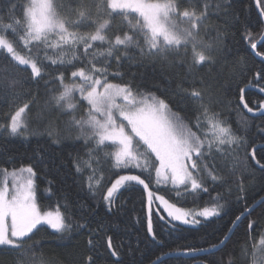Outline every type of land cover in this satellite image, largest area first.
Returning a JSON list of instances; mask_svg holds the SVG:
<instances>
[{
  "label": "snow or ice",
  "instance_id": "6c2138e0",
  "mask_svg": "<svg viewBox=\"0 0 264 264\" xmlns=\"http://www.w3.org/2000/svg\"><path fill=\"white\" fill-rule=\"evenodd\" d=\"M234 4L235 0H80L78 9L74 10L78 18L73 20L57 11L54 0H30L26 6L20 5L22 17H17L14 13L18 6L9 0L7 22L0 16V51L8 54L10 62H15L10 64L11 68L20 65L30 68L37 86L36 93L29 91L30 99L9 114L6 124L0 125V134L25 139L46 137L54 147L68 140H82L88 148V159L83 165L90 172L88 190L93 196L104 179L102 172L97 175L98 168L93 165H100L99 153L105 148L114 149L105 155L117 169L135 168L150 174L154 167L157 185L170 179L190 194L207 193L209 182L216 187L227 186L226 192L216 193L210 206L199 210L178 207L165 196L157 195L141 175H118L106 187L102 195L105 217L118 214V197L132 182L142 185L147 192L145 239L162 253L152 264H163V256L171 255V252L163 253L164 248L170 247L163 232L167 229L171 235L178 227L173 222L196 226L202 224L201 218L223 219L232 213L231 227L222 236L206 241V247L189 245L182 250L193 264L197 260L195 254L201 257L200 264H223L211 257L226 246L232 229L253 211L247 201L243 177L254 179L257 169L264 176V121L254 125L243 116L233 127L216 110V105L224 101L214 92L209 80L213 72L217 81L227 74L230 49L226 41L230 36L242 32L251 49H257L258 42L249 23L236 13ZM255 7L264 18V0H255ZM82 26L92 31L81 32ZM17 41L30 55L17 50ZM260 43L264 45V34ZM49 49L56 51L57 56H49ZM46 60L50 64H45ZM146 60L184 68V82H190L189 86L178 84L169 97L124 81L121 69L125 63L129 67L143 66ZM241 62L243 58L233 61V66ZM50 65H57L58 70L44 80L43 69ZM61 67L63 71L59 70ZM202 69L209 71L205 73ZM116 79L122 82H111ZM254 79L264 81V69L256 71ZM41 80H44L43 102L38 104ZM17 83L0 81V92L11 90ZM259 91L264 93V84ZM174 97L187 103L174 109ZM84 102L88 108L81 114ZM228 105L237 116H242L244 110L264 116V103L255 109L249 106L244 87L238 88L237 102L232 105L229 101ZM34 107L35 114L29 116ZM153 156L158 166L152 164ZM74 164L80 172L79 156ZM237 174L239 178L233 190L232 181L226 176ZM0 177V254H15L13 264H36L33 254L40 245L33 237L42 225L57 232L71 231L75 225L86 230L90 237L98 236L106 227L103 219H95L99 212L91 205L87 206V215L81 212L79 220L74 219L76 209L68 202L63 205V211L59 207L55 212L41 211L36 201L35 165L11 171L0 169ZM234 194L237 203L244 202L243 209L233 211ZM83 208L85 205H80ZM154 215L163 221L159 230L154 228ZM256 223L250 220L248 229L252 230ZM88 243L92 245L93 240L90 238ZM106 243L110 256L115 258L113 264H123L124 253L114 245L113 237L108 236ZM254 249L253 256L259 252L264 264V236ZM85 264H96V260L89 255Z\"/></svg>",
  "mask_w": 264,
  "mask_h": 264
},
{
  "label": "trees",
  "instance_id": "16d2710c",
  "mask_svg": "<svg viewBox=\"0 0 264 264\" xmlns=\"http://www.w3.org/2000/svg\"><path fill=\"white\" fill-rule=\"evenodd\" d=\"M14 2L18 6L14 15L22 17L20 5L26 6L29 0H14ZM54 3L61 15L69 16L73 20L78 18L74 10L78 9L80 0H54ZM8 7L9 0H0V16H3L5 22H7L9 16ZM234 10L249 23L253 38L258 42L264 33V21L255 7L254 0H235ZM119 19L117 17V23ZM213 20L215 22V18ZM79 30L81 32L92 31L91 28L83 26ZM201 35L203 36L204 33L202 32ZM9 38H12L11 33H9ZM226 43L230 49L227 57L229 64L227 74L222 76L219 81L215 79V72L209 78L214 92L224 101V103L216 105V110L221 112L224 118H228L233 123V127H235V121L243 116H246L250 123L258 125L264 121V116H261L260 113H247L246 110L242 112V116H237L232 112L228 102L231 101V104L234 105L238 98V88L244 87L245 99L250 102L249 106L255 109L259 104L264 103V93L259 91V87L264 84V81L258 82L254 79L255 72L264 69V60L260 58H264V56L253 52L242 32L230 36ZM16 47L22 55H30L22 43L17 41ZM35 51L36 49L33 47L32 54ZM257 53H264V45L261 44L257 47ZM48 55L56 57L57 52L49 49ZM240 58H243V62L233 66V61ZM10 64L14 65L15 62H10L8 54L0 51V81L5 84H8L11 80L18 81L11 90L0 92V125L6 124L9 114L16 107L22 106L30 99L27 95L29 91L33 94L37 91V86L30 75L31 69L23 65L11 68ZM45 64H50V62L46 60ZM77 66H81L79 62H77ZM5 68H8L9 71L5 72ZM114 69L115 64L113 63ZM57 70V65L45 67L43 69L44 80L50 79L51 75H55ZM59 70L63 71V68L61 67ZM208 71L209 69H202V72L206 73ZM121 72L125 74L124 81L140 86L141 90H150L158 96L172 97L178 84L183 83L184 87H188L190 83L184 82L185 69L175 67L171 63H152L150 60H146L143 66L133 64L131 67L128 63H125ZM66 75H70V72ZM44 80L40 81L39 91L41 96L38 104L43 102ZM111 82L121 83L122 81L116 79ZM77 98L79 99L78 94ZM185 103L187 101L181 102L179 97H174L172 101L174 109L183 108ZM87 108L88 105L84 102L81 114L86 112ZM35 111L36 108L34 107L29 116H33ZM260 143L261 141L257 139V144ZM41 149L44 150L43 153H41ZM113 150L112 148H105L99 153L100 165H93L98 168L97 175L102 172L104 177L102 185L93 196L88 190L90 172L83 165V161L88 159L86 155L88 148L84 146L82 140H68L63 145L54 147L50 145V141L46 137H29L25 139L23 137H11L7 133L0 134V169L11 171L30 164L35 165L36 196L41 211L54 212L58 207L63 211V205L68 202L76 209L74 219L79 220L81 212L87 215V206L91 205L93 208H97L99 212V216H96L95 219H103L106 225L98 236L93 237H90L86 230L75 228V225L71 231L64 232H57L52 228L40 226V230L33 237L40 245L33 254L36 264H41V261H43V264H85L89 255L93 256L96 264H113L115 258L110 256L107 249L108 236L113 237L114 245L124 253L122 256L123 264H133L134 261L138 262L140 260H143L144 264H152L157 256L162 255L157 246L148 244L145 239L147 192L143 190L142 185L132 182L127 186V190L122 189V195L118 197L116 205L119 209L118 214L109 217L104 216L102 195L105 193L106 187L110 186V183L118 175H141V178L146 179V182L149 183L151 191L157 195L165 196L170 202L185 209H202L205 206H210L212 198L216 196L217 192H226L227 186L216 187L211 182H209L207 193L197 192L195 194L185 192L184 188L159 186L154 183V167L150 174L135 168H115L113 162L107 159L105 155V153ZM77 156L81 158L82 170L80 172L76 171L74 164ZM153 158L154 156L150 159L155 166L156 161ZM226 178L232 181L231 187L235 190V181L239 178V174L231 177L226 176ZM243 179L248 204L253 206L264 198V176L257 169L254 179L247 175ZM232 203L233 211L245 207L243 201L236 202L235 194ZM80 205H85V208L80 209ZM236 214H239V212H236ZM232 219H234V216L229 213L223 219L203 220L202 224L197 226L173 222L178 227L171 235L168 234L167 229L163 232L164 238L170 246L164 248L163 253L171 252L169 257L163 259V264H193L189 256L182 255L183 248L189 245L206 247V241L211 242L215 236H222L231 227L229 221ZM250 220L257 221L252 230L247 227ZM153 224L154 228L159 230V226L163 224V221L158 220L154 215ZM262 236H264V203H261L257 209L238 224L226 246L215 252L211 258L222 261L223 264H253L254 259L256 264H262L259 252L255 257L253 256L254 246H258ZM90 238L93 240L92 245L88 243ZM137 246L138 251L136 250ZM14 255L0 254V264H13ZM165 256L168 255L163 257ZM200 259L201 257L198 254L195 264H200Z\"/></svg>",
  "mask_w": 264,
  "mask_h": 264
},
{
  "label": "rangeland",
  "instance_id": "374dc122",
  "mask_svg": "<svg viewBox=\"0 0 264 264\" xmlns=\"http://www.w3.org/2000/svg\"><path fill=\"white\" fill-rule=\"evenodd\" d=\"M29 2H30V0H29ZM259 113H260V112H254V114H259ZM141 150H143V149H141ZM153 159H155V157H154ZM155 166H158V162H156ZM153 179H154V183H156L155 171H154V177H153ZM159 186H171V187H174V188H177V189L184 188V187L181 186V185H174L170 179L167 180V181L161 180V183L159 184ZM36 201H37V204H38L37 196H36ZM157 203H158V202H157ZM38 206H39V204H38ZM153 207L155 208V205H153ZM190 210H199V209H197V208H193V209H190ZM54 212H55V211H54ZM161 214H164V213H161ZM164 215H166V214H164ZM153 217H154V216H153ZM201 219H202V221H203V218H201ZM210 219H211V218H210ZM42 226H45V227H49V228H51V227L48 226V225H42ZM188 226H192V225H188ZM196 226H197V225H196Z\"/></svg>",
  "mask_w": 264,
  "mask_h": 264
},
{
  "label": "water",
  "instance_id": "95a60500",
  "mask_svg": "<svg viewBox=\"0 0 264 264\" xmlns=\"http://www.w3.org/2000/svg\"><path fill=\"white\" fill-rule=\"evenodd\" d=\"M254 3H255V0H254ZM257 10H258V9H257ZM258 13H259V10H258ZM262 20L264 21V18H262ZM263 34H264V33H263ZM259 45H261L260 40H259L258 43H257V47H258ZM252 50H253V49H252ZM253 52L257 54V49L253 50ZM260 58L264 60V58H262V57H260ZM262 201H264V198H262L261 200H259L258 202H256V203L253 205V211H254L255 209H257V207L261 204ZM253 211H252V212H253ZM252 212H251V213H252ZM244 219H245V218H244ZM244 219H242V221H243ZM240 223H241V222H240ZM235 228H236V227H235ZM235 228L232 229V234H233ZM231 236H232V235H231ZM216 252H217V251H216ZM172 255H173V254H172ZM182 255H184V254H182ZM195 255H198V254H195ZM184 256H187V255H184ZM166 257H169V256H165V257H163V259H165Z\"/></svg>",
  "mask_w": 264,
  "mask_h": 264
}]
</instances>
